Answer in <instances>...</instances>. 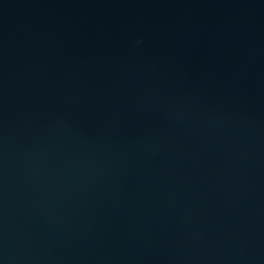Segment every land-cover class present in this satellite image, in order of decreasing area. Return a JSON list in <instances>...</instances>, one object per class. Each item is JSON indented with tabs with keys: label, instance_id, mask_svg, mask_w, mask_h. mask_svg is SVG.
<instances>
[{
	"label": "water",
	"instance_id": "95a60500",
	"mask_svg": "<svg viewBox=\"0 0 264 264\" xmlns=\"http://www.w3.org/2000/svg\"><path fill=\"white\" fill-rule=\"evenodd\" d=\"M0 264H264V0H0Z\"/></svg>",
	"mask_w": 264,
	"mask_h": 264
}]
</instances>
